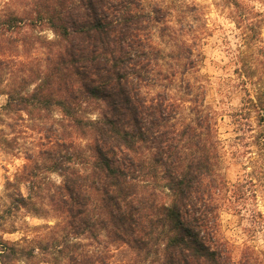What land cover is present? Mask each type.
Wrapping results in <instances>:
<instances>
[{"label":"trees","instance_id":"16d2710c","mask_svg":"<svg viewBox=\"0 0 264 264\" xmlns=\"http://www.w3.org/2000/svg\"><path fill=\"white\" fill-rule=\"evenodd\" d=\"M223 1L248 29L245 39L260 42L255 6ZM29 5L0 15V122L34 119L40 140L5 182L0 231L21 210L55 222L42 226L48 238L0 236V264H21L37 251L54 264H111L110 246L130 252L120 264H264L248 245L234 258L220 233L232 188L219 173L213 114L187 77L195 43L172 23V10L142 0ZM255 71L254 63L243 66L253 84ZM260 86L246 105L264 125ZM251 216L258 221L261 213ZM90 243L104 250L85 249Z\"/></svg>","mask_w":264,"mask_h":264},{"label":"rangeland","instance_id":"374dc122","mask_svg":"<svg viewBox=\"0 0 264 264\" xmlns=\"http://www.w3.org/2000/svg\"><path fill=\"white\" fill-rule=\"evenodd\" d=\"M29 2L30 0H0V15L6 10L22 14L30 7ZM142 2L145 7L160 5L170 8L172 23L176 28L183 25L189 34L188 38H192L190 40L195 43L194 57L197 64L187 73V77L193 85V93L203 98L204 104L213 114L219 139V173L229 188H232L220 207V233L229 242L234 258L247 245L264 257V149L260 150L255 143L258 138L256 136L263 135L264 125H261L262 120L257 112L246 105L247 97L253 96L257 85L264 88V57L261 54L262 48L264 49V12L254 5L262 18L259 26L261 41L254 44L245 39L248 29L234 22L233 8L223 0ZM41 33L53 37L49 29H44ZM155 41L159 42L157 38ZM250 63L256 66L253 79L255 84L243 75V66L247 68ZM0 98H3L1 105L5 101V95L0 94ZM58 116V111L55 110L54 118ZM34 123H37L34 119L31 121L19 118H4L0 122V176L4 180L3 190L0 192V211L8 202L6 180L12 179L26 161L25 152L35 151L39 144L40 135L34 129ZM16 161L23 163L17 165ZM21 189L25 192L24 185H21ZM255 210L261 213L258 221H253L251 216ZM30 220L39 223L30 224ZM54 222L52 217L17 211L6 218V229L0 231V236L6 239L5 237L21 233L18 240L42 235L48 238L47 229L42 226L52 225ZM109 248L112 254L109 257L111 264H120L130 257L125 246ZM85 249L104 250L99 243L85 245ZM37 253L21 264H54L41 261L40 254L38 251Z\"/></svg>","mask_w":264,"mask_h":264},{"label":"clouds","instance_id":"9594fccd","mask_svg":"<svg viewBox=\"0 0 264 264\" xmlns=\"http://www.w3.org/2000/svg\"><path fill=\"white\" fill-rule=\"evenodd\" d=\"M189 2H191V0H189ZM247 2L250 5H255L256 8H258L260 11L264 12V5L261 4V0H247ZM3 98H0V102H2ZM93 119H95V117H93ZM0 127H2V125H0ZM23 161H16L17 165L22 164ZM15 170V169H14ZM51 180L55 181L56 184H61L62 183V178L59 175H55L53 174L50 177ZM3 186H4V180L3 177L0 176V192H2L3 190ZM27 194V193H25ZM30 224H36L39 223V221L36 220H30L28 221ZM21 233H17L15 236H11V237H5L6 239H11V240H18L20 238Z\"/></svg>","mask_w":264,"mask_h":264}]
</instances>
